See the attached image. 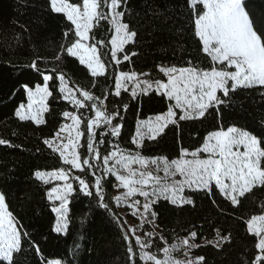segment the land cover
<instances>
[{"label": "snow or ice", "instance_id": "6c2138e0", "mask_svg": "<svg viewBox=\"0 0 264 264\" xmlns=\"http://www.w3.org/2000/svg\"><path fill=\"white\" fill-rule=\"evenodd\" d=\"M47 5L65 20V42L55 59L72 58L83 66L91 87L100 78L107 82L111 77L113 89L97 96L58 68H42L37 58L25 66L37 79L19 83L12 93L23 96L13 111L21 122L46 124L49 98L73 109L62 112L66 122L42 141L66 167L38 169L32 174L46 186L44 197L54 214L48 234H40L42 240L47 241L52 233L57 237L69 234L70 212L79 196L90 197L96 207L111 211L105 193L112 187L123 189L115 202L133 209L131 215L140 221L141 229L156 223V209L162 202L178 209L195 207L191 192L219 196L238 207L242 198L264 188V121L258 129H249L225 120V110L233 107L241 93L260 90L264 99V18L254 17L247 0H183L197 55L181 56L179 63L161 61L148 71L122 70L141 55L133 50L139 33L126 22L128 0H47ZM20 28L27 31L23 25ZM143 96L158 97L166 109L143 116L138 108L128 146L122 147L125 114L131 101L139 104ZM209 115L217 121L214 129L195 145H181L175 158L142 154L146 143H159L170 127L203 123ZM0 145L12 146L6 139H0ZM260 208V214L244 221L254 249L247 264H264V204ZM113 217L120 221L115 213ZM86 221L87 209H82L80 223ZM119 226L124 230L128 264H138L137 246L144 264H207L204 256L188 258L185 253L183 262L172 257L177 247L190 252L202 246L196 243L195 230L178 243L162 247L161 258L151 251L152 232L142 238L136 235L137 228ZM158 239L164 241V236ZM229 241L230 234L216 229L215 241L207 243L222 247ZM28 251L39 264H72L71 259L43 258L39 241L23 227L10 210L7 194L0 191V264H23Z\"/></svg>", "mask_w": 264, "mask_h": 264}, {"label": "trees", "instance_id": "16d2710c", "mask_svg": "<svg viewBox=\"0 0 264 264\" xmlns=\"http://www.w3.org/2000/svg\"><path fill=\"white\" fill-rule=\"evenodd\" d=\"M247 4L257 20L264 18V0H247ZM126 22H130V26L139 33L138 44L133 50L141 55L139 59L134 58L135 64H128L122 70L143 68L148 71L153 64L161 61L179 63L181 56L188 58L189 55H197L196 45L189 38L183 0H128ZM20 25L25 26L27 31H22ZM65 30L64 18L48 10L47 0H0V139L8 140L12 145H0V191L7 194L10 210L23 227L39 241L43 258L71 259L72 264H128L126 242L122 238L124 230L119 226L124 222L113 199L115 187L105 193L111 211L96 207L90 197L79 196L73 201L70 212L73 220L69 234L57 237L52 233L47 241L40 236L41 233L48 234L54 223V214L49 211L44 197L46 186L36 181L32 174L38 169L66 167L58 154L48 149L42 141L50 138L63 122L62 112L73 109L64 101L49 98L50 113L45 114L46 124L37 126L15 118L14 108L23 96H13L12 93L19 83L37 79L25 66L33 59L40 58L42 68H58L73 82L97 96L109 93L113 87L111 77L107 82L100 78L96 86L91 87L83 66L72 58L62 61L55 59L65 42L62 36ZM21 70L23 74H18ZM123 96L127 101V94ZM140 100L139 104L131 101L125 114L126 125L120 141L122 147L128 146L138 108L143 116L166 109L165 103L156 96H143ZM234 101L233 107L225 110L226 122L258 129V125L264 121V99L260 96V90L243 92ZM182 123V128L170 127L159 143H146L142 154L175 158L181 145H195L207 131L214 129L217 121L209 115L203 123ZM189 195L195 201V207L178 209L162 202L156 209L159 212L156 223L145 224L142 229L138 227L136 217L130 213L127 215L137 225L142 238H146V232L153 233L154 246L151 251L161 258L162 247L184 239L187 232L195 230L198 233L196 243L202 246L189 252L191 258L204 256L207 264H247L254 249L244 221L253 214L261 213L264 188L255 189L242 198L238 207L231 206L219 196L213 197L203 192H191ZM82 209H87V221L83 224L80 223ZM113 213L120 218L119 222ZM216 229L222 235L230 234V241L222 247L203 242L204 239L215 238ZM161 235L164 241L158 239ZM135 250L138 264H144L139 261L137 247ZM23 264H39V260L28 251V258Z\"/></svg>", "mask_w": 264, "mask_h": 264}, {"label": "rangeland", "instance_id": "374dc122", "mask_svg": "<svg viewBox=\"0 0 264 264\" xmlns=\"http://www.w3.org/2000/svg\"><path fill=\"white\" fill-rule=\"evenodd\" d=\"M124 71H129V70H124ZM112 89H113V87H112ZM65 122H66V121L63 120L62 123H65ZM62 123H61V124H62ZM61 124H60V125H61ZM60 125H59V126H60ZM50 138H51V137H50ZM156 156H162V155H156ZM149 157H151V156H149ZM134 167H135V166H134ZM51 170H53V169H51ZM44 171H50V169H49V170H44ZM161 174H162V173H161ZM122 191H123V189H116V188H114L113 199H114L116 196L120 195ZM140 199L142 200L143 198H140ZM114 202H115V199H114ZM115 204H116V202H115ZM116 206H118V213L121 215V218H122V220H123V222H124L126 228H129V227H135V228H137L136 235H139V236H140V234L138 233V227H137V225L134 224L133 219H132L130 216L127 215V213H130V214H131L132 211H133V209L127 207L125 203H121L120 205H117V204H116ZM136 219H137V218H136ZM139 223H140V221L137 219V224H139ZM180 240H183V239L181 238V239H179V240L173 242L172 244H176V243H178ZM208 241H215V238H213V239H204V240H203V242H208ZM172 244H171V245H172ZM168 247H169V246H168ZM137 250H138V253H139L140 250H139V247H138V246H137ZM185 253H187L188 258H191V257L189 256V251H188L186 248H183V247H177V248L172 252V257H173L175 260H177V261L183 262V261L185 260Z\"/></svg>", "mask_w": 264, "mask_h": 264}]
</instances>
